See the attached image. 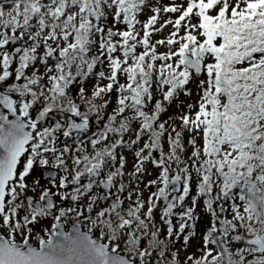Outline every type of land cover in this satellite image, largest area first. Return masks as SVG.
Returning a JSON list of instances; mask_svg holds the SVG:
<instances>
[{
    "label": "snow or ice",
    "instance_id": "snow-or-ice-1",
    "mask_svg": "<svg viewBox=\"0 0 264 264\" xmlns=\"http://www.w3.org/2000/svg\"><path fill=\"white\" fill-rule=\"evenodd\" d=\"M0 264H264V0H0Z\"/></svg>",
    "mask_w": 264,
    "mask_h": 264
},
{
    "label": "rangeland",
    "instance_id": "rangeland-1",
    "mask_svg": "<svg viewBox=\"0 0 264 264\" xmlns=\"http://www.w3.org/2000/svg\"><path fill=\"white\" fill-rule=\"evenodd\" d=\"M86 87L87 88H91V82L90 81L86 82ZM191 87H193V89H194L195 85H191ZM181 99L185 100L186 102H192L189 98H186V97H181ZM110 110L111 109H109V111ZM175 112H176V107H175V104H173V106L169 108L168 112L162 116V119H167L168 116L174 115ZM131 164H132V156H131V154H128V168H129V170L131 169ZM40 176L42 177L41 174H40ZM150 178L151 177H146L145 178V183L147 182V179H150ZM141 187H143V185H141ZM152 190L154 191L155 189H152ZM193 194H194V192H193ZM145 195L147 196L148 193L146 192ZM198 214L200 215V221L198 223L201 225V227L204 228L203 230L206 231L207 227L209 226L210 218H209V216L206 213H204L203 209H199L198 210ZM71 223H72L71 221L68 222V224H70V225H71ZM66 225H65V227H66ZM17 240L19 242H22V241H20V238H17ZM200 243H201V241H200L199 238L198 239H194V241L192 240L191 241V247L189 248V252H195L198 249V247L200 246ZM34 245H36V244L34 243ZM183 255L184 254L182 252L181 253V258H183Z\"/></svg>",
    "mask_w": 264,
    "mask_h": 264
},
{
    "label": "trees",
    "instance_id": "trees-1",
    "mask_svg": "<svg viewBox=\"0 0 264 264\" xmlns=\"http://www.w3.org/2000/svg\"><path fill=\"white\" fill-rule=\"evenodd\" d=\"M203 229L204 228L201 227V225L198 223L197 230H196L197 231V237L193 238V241H194V239H198L202 235V233L205 232Z\"/></svg>",
    "mask_w": 264,
    "mask_h": 264
},
{
    "label": "flooded vegetation",
    "instance_id": "flooded-vegetation-1",
    "mask_svg": "<svg viewBox=\"0 0 264 264\" xmlns=\"http://www.w3.org/2000/svg\"><path fill=\"white\" fill-rule=\"evenodd\" d=\"M34 174L35 175H40L39 170H37V172L34 173ZM42 182H44V179H42ZM43 226H44L45 229H47V228H49L50 224L45 223ZM17 238H19V237H17ZM33 242L36 244V241L35 240H33Z\"/></svg>",
    "mask_w": 264,
    "mask_h": 264
},
{
    "label": "water",
    "instance_id": "water-1",
    "mask_svg": "<svg viewBox=\"0 0 264 264\" xmlns=\"http://www.w3.org/2000/svg\"><path fill=\"white\" fill-rule=\"evenodd\" d=\"M39 172H40V174L42 175L41 179H44V177H43V173H42V170H40ZM66 229L70 231V230H71V225L67 223V225H66ZM18 242H19V241H18ZM33 246H36V245H34V243H33Z\"/></svg>",
    "mask_w": 264,
    "mask_h": 264
}]
</instances>
